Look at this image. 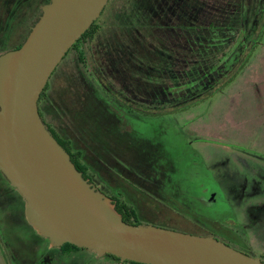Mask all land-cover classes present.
I'll use <instances>...</instances> for the list:
<instances>
[{"label":"trees","instance_id":"16d2710c","mask_svg":"<svg viewBox=\"0 0 264 264\" xmlns=\"http://www.w3.org/2000/svg\"><path fill=\"white\" fill-rule=\"evenodd\" d=\"M48 1L35 0L36 14L21 42L15 47L2 45L3 53L21 45L37 20L40 7ZM11 9L13 15L17 12L20 24L32 14L29 8ZM3 12L9 16V10L0 11V15L4 16ZM102 12L108 16L107 23L100 25L96 19L61 59L73 55L77 67L74 75L66 73L68 76L55 86L60 92L49 97V119L59 116L64 126L57 129L59 135L45 128L68 153L70 162L83 178L85 169L79 160L80 149L94 160L104 180H115L111 186L115 195L114 210L124 223L140 225L134 208L120 201V197L130 194L129 199L139 204L144 202L143 196L170 203L174 193L164 190L174 188L176 182L168 183L155 176L154 172L162 174V163L155 162L157 168L153 171L151 162L142 157L145 154L146 159L150 158L145 140L133 134L143 129V116L156 117L172 110H186L231 82L262 41L264 0H109L100 14ZM158 22L180 24L183 28L189 25L191 31L185 33L182 28L175 29L168 44L163 45L158 34L148 32L155 25L153 23ZM7 25L8 22L2 29ZM131 59L135 62L131 63ZM129 63L133 65L132 71H128ZM48 86L46 83L37 100L41 121L38 104ZM61 95H69L70 100L63 102ZM86 108L93 115H88ZM95 110L97 114L105 113V117H94ZM103 126L108 131L126 128L123 141L114 134L104 136ZM147 144H151L150 141ZM157 151L159 156L161 150ZM2 186L15 193L0 174V198L6 195ZM20 213L22 217V206ZM166 226L163 228L176 230L175 226ZM178 231L198 235L187 230ZM206 235L209 234L201 236ZM58 248L66 253L77 250L68 244ZM104 257L114 264H136L121 262L109 255Z\"/></svg>","mask_w":264,"mask_h":264},{"label":"rangeland","instance_id":"374dc122","mask_svg":"<svg viewBox=\"0 0 264 264\" xmlns=\"http://www.w3.org/2000/svg\"><path fill=\"white\" fill-rule=\"evenodd\" d=\"M22 1L4 0L9 7H0V11H10L9 16L6 12H3L4 16L0 15L1 40L5 39L8 32L12 33L13 24L20 21L17 12H13V15L11 8H29ZM34 12L32 10L31 17L20 24L22 35L25 33L23 28L29 25L36 14ZM105 14L106 12H102L97 18L100 25L107 23L108 16ZM6 22L7 27L2 29ZM153 24L155 27L146 29L158 34L157 37L161 38L163 45L168 44L173 30L182 28L185 33L187 30L191 31L189 25L183 28L184 25L180 24ZM145 39L148 40V37ZM130 62L135 61L131 59ZM74 63L73 55L68 58L66 56L59 62L47 81L49 86L44 96L54 97L60 92V88L55 90V86L59 85L63 77L68 76L66 73H76L77 67ZM131 63L128 71H132ZM125 73L130 77L129 73ZM62 100L69 101V95L62 96ZM86 111L88 115H93L88 108ZM101 113L97 114L95 110L94 117H105V113ZM143 119V129L136 130L133 137L145 140L146 153L150 154V158L146 159L145 154L142 157L144 161L151 162L153 171L159 162L162 163V174L160 171L154 172L155 176L168 183L176 182L174 188L164 190L174 193L172 201H154L151 197L143 196L144 202L139 204L134 199H129L132 197L130 194H125L121 199L116 198L134 208L140 225L162 228L171 225L177 231L187 230L200 236L206 233L219 241L223 240V243L234 250L253 257L243 244L245 230H241L236 222H240L249 233V220L255 218L264 222V210H249V207L259 204L256 202L258 200L264 203V36L251 52L246 66L225 87L186 110H172L156 117L147 115ZM53 120L57 129L61 130L64 126L62 119L53 116ZM102 129L104 136L108 133L114 134L120 136L122 141V134L127 130L118 127L114 131H108L105 126ZM147 141L151 144H147ZM157 150H161L159 156ZM155 162L157 165L154 166ZM97 185L102 192L115 197L113 190L110 193L108 187ZM8 210L10 208H5V204L0 201V241L4 243L9 264H37L39 257L45 253L41 250L40 243L45 248L48 243L41 238L40 242H34L31 232L18 226L16 222L13 230H4L3 226L13 221L6 214ZM247 211L251 212L250 216ZM5 214L6 218H3ZM247 236L252 238L251 234ZM54 249H51V253ZM79 253V257L73 260L59 259L58 264H86V260L93 257L95 260L105 259L109 263L107 257H96L85 251Z\"/></svg>","mask_w":264,"mask_h":264},{"label":"water","instance_id":"95a60500","mask_svg":"<svg viewBox=\"0 0 264 264\" xmlns=\"http://www.w3.org/2000/svg\"><path fill=\"white\" fill-rule=\"evenodd\" d=\"M109 0H49L21 45L0 54V174L23 218L51 248L63 244L136 264H264L210 235L121 220L48 133L37 100L74 42Z\"/></svg>","mask_w":264,"mask_h":264},{"label":"flooded vegetation","instance_id":"af4514ba","mask_svg":"<svg viewBox=\"0 0 264 264\" xmlns=\"http://www.w3.org/2000/svg\"><path fill=\"white\" fill-rule=\"evenodd\" d=\"M6 3H8V2H4V0H0V7H3V5H4V7L7 6V5H9V4H6ZM22 3H23L24 6H28L30 9H32V10L35 11V0H23ZM7 7H9V6H7ZM34 14H35V12H34ZM25 26L26 27L23 28L24 30L28 27L27 25H25ZM13 27L14 28H13V32L12 33L8 32V34L5 37V39H3V40H1L2 38L0 39V50L1 51L3 50L2 49V45H6V46H10V47H13L14 46L15 47L17 44H19L21 42L23 35L21 33V29L22 28H21V25H20V21H17L16 24L14 23L13 24ZM2 53L3 52H1L0 54H2ZM140 101H142V100H140ZM49 104H50V99H49L48 96H44V98L42 100H40V102L38 104V108H39L40 114L42 116V123L44 124V126L48 127L50 130H53L55 133L58 134L57 127L54 124V120L53 119H49V114H48V110H49V107H50ZM119 114L121 116L123 115V114H121V111H120ZM127 117H130V115H128ZM67 140L70 142L69 139H67ZM70 147H71V150H72L73 146H72L71 142H70ZM78 151L80 152V157H79L80 163L83 166V168L85 169V177L83 178L82 175H81V177L90 186L94 187L95 190H97L98 192H100L104 196H106L109 199L110 204L112 206H114L115 197L110 196V195H107L104 192H102L99 189V187H98L97 184H99V185L102 184L103 186L108 187V191L111 193V191H112L111 186H112V184H113V182L115 180H113L111 178H109V181L108 180H104L102 178V176H104V175L98 170L97 164H95L94 160L93 161L91 160L90 156L86 155L88 153L85 152L83 149L82 150L80 149ZM72 152H74V151L72 150ZM100 179L103 182H101ZM256 202H259V204H256V205H253V206L249 207V210L250 211L251 210H254V209L264 210V203L263 202H260L259 200L256 201ZM21 206H22V209H23V202L22 201H21ZM250 211H247L246 212L248 216H250V214H251ZM249 221H251L249 223H252L253 224L255 221H258V220L254 218V219H251ZM236 224L240 227L241 230H246V228L242 224H240V222H236ZM234 237L235 238H238L235 235H234ZM221 241L224 242L223 240H221ZM51 249H52L51 247L50 248L46 247L44 249L43 252H45V253L41 257H39V259L37 260L38 261L37 264H47V263L48 264H58V261L61 258H65V259L72 260V257L74 256V254L76 252L78 253L80 251H85V252L91 253V252L86 251V250H83V249H77L76 251H72V252L66 253L65 251H63V249H59L58 247H55V249L53 250V253H51ZM259 259L262 260V261L264 260V258H259ZM45 260H47V263H44Z\"/></svg>","mask_w":264,"mask_h":264},{"label":"crops","instance_id":"0c3cea01","mask_svg":"<svg viewBox=\"0 0 264 264\" xmlns=\"http://www.w3.org/2000/svg\"><path fill=\"white\" fill-rule=\"evenodd\" d=\"M3 188L6 190V195L2 196L0 198V201L2 202V204H5V208L6 207L10 208V210H8L9 212L6 214L13 218V221L9 225L7 224L3 226V229L6 230V228H10L11 230H13L14 226L18 224V226L22 228L24 227L25 229H28L31 232V237H32V240H34V242L36 241L40 242L41 237H39L35 233V231H33L31 227L27 225L24 218L22 221L23 213L21 217L20 198L7 187H3ZM6 214L4 215L3 218H6ZM257 220L258 221H255L253 224L252 223L249 224L250 229H251L250 233L247 230H245L243 244L245 248L248 249L254 257L264 258V222H262L260 219H257ZM15 222L16 224L14 225ZM250 234L252 238H249L247 236ZM40 246H41V250L44 251L45 247L41 243H40ZM47 247L50 248L48 245ZM79 255L80 253L76 252L74 256L72 257V260L74 258L79 257ZM86 261L88 262L86 264H109L110 263V261L108 263V262H105V259H101V258L98 260H95V257H93L92 259L90 258L89 260H86ZM0 264H9V261L6 258L5 246H4L3 241H0Z\"/></svg>","mask_w":264,"mask_h":264}]
</instances>
